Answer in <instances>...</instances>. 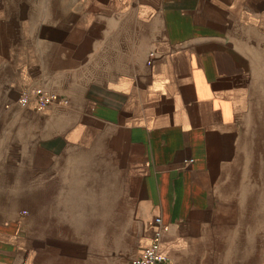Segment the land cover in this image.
I'll return each instance as SVG.
<instances>
[{
    "label": "crops",
    "instance_id": "obj_1",
    "mask_svg": "<svg viewBox=\"0 0 264 264\" xmlns=\"http://www.w3.org/2000/svg\"><path fill=\"white\" fill-rule=\"evenodd\" d=\"M14 14V0H0V160L45 180L66 150L101 151L129 183L140 248L160 215L168 260L158 264H224L217 247L235 223L240 117L264 70V0H72L40 19L49 40L39 49L25 32L15 38ZM23 88L31 102L37 91L64 100L21 107ZM29 144L54 163H36ZM16 209L0 207V264L31 257Z\"/></svg>",
    "mask_w": 264,
    "mask_h": 264
},
{
    "label": "rangeland",
    "instance_id": "obj_2",
    "mask_svg": "<svg viewBox=\"0 0 264 264\" xmlns=\"http://www.w3.org/2000/svg\"><path fill=\"white\" fill-rule=\"evenodd\" d=\"M71 1L14 0L15 38L25 32L26 40L39 49L49 40L40 19L54 20L70 9ZM31 101L34 106L35 100ZM240 122L244 148L228 191L238 204L236 214L232 213L236 224L226 228L223 245L217 248L224 264H264V70L254 71ZM6 153L0 150V158ZM27 153L36 163H54L33 144ZM102 154L66 150L57 157L58 172L45 180L31 173L37 168L0 160V207L14 205L17 217L26 220L31 264H131L143 241L144 226L125 176L113 158ZM19 155L18 151L17 157H6L15 160ZM235 253L238 262L228 258Z\"/></svg>",
    "mask_w": 264,
    "mask_h": 264
},
{
    "label": "built area",
    "instance_id": "obj_3",
    "mask_svg": "<svg viewBox=\"0 0 264 264\" xmlns=\"http://www.w3.org/2000/svg\"><path fill=\"white\" fill-rule=\"evenodd\" d=\"M30 92L23 90L18 97V104L22 107L28 106L30 103ZM64 100L59 94L55 92L43 93L37 91L35 96V109H43L51 102H58ZM193 159H185V163H190ZM152 234L147 243L139 249V251L131 259V264H158L168 260L167 253L162 250V234L164 231L163 219L160 215H156L151 221Z\"/></svg>",
    "mask_w": 264,
    "mask_h": 264
},
{
    "label": "bare ground",
    "instance_id": "obj_4",
    "mask_svg": "<svg viewBox=\"0 0 264 264\" xmlns=\"http://www.w3.org/2000/svg\"><path fill=\"white\" fill-rule=\"evenodd\" d=\"M27 264H31V257H30V259L28 260Z\"/></svg>",
    "mask_w": 264,
    "mask_h": 264
}]
</instances>
